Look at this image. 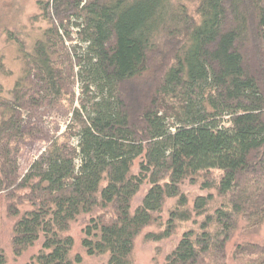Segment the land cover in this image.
Wrapping results in <instances>:
<instances>
[{"label": "trees", "instance_id": "obj_1", "mask_svg": "<svg viewBox=\"0 0 264 264\" xmlns=\"http://www.w3.org/2000/svg\"><path fill=\"white\" fill-rule=\"evenodd\" d=\"M183 1L38 2L48 27L28 66L47 98L68 101L71 119L21 176L11 140L22 136V112L43 102L15 96L3 113L0 196L16 218L15 259L42 241L28 264H82L69 232L83 216H91L86 255H107L108 264H134L148 228H162L145 236L158 243L194 218L203 221L182 234L166 264H227L240 224L251 232L264 226V0H192L194 14ZM201 177L208 195L190 209L182 186ZM215 196L221 201L209 214ZM170 200L176 204L163 223ZM234 258L264 264V246L238 245Z\"/></svg>", "mask_w": 264, "mask_h": 264}, {"label": "rangeland", "instance_id": "obj_2", "mask_svg": "<svg viewBox=\"0 0 264 264\" xmlns=\"http://www.w3.org/2000/svg\"><path fill=\"white\" fill-rule=\"evenodd\" d=\"M41 0H0V121L3 120V113L7 112V106L15 96L26 95V98L33 97L42 101V106L32 105L22 112L20 123L21 137H13L9 150H17L13 154L18 172L21 176L28 173L32 164L45 158L46 150L55 137L62 135L70 124L71 115L68 110V101L55 103L47 98L44 83L38 78L35 68L28 66L29 54L36 41L47 29L48 23L41 17L38 2ZM180 1V0H175ZM183 3L190 9L192 14L196 11V2L184 0ZM71 31L75 41H78L77 29L73 26ZM75 45V44H73ZM23 88H19L18 82ZM22 89L21 91H19ZM71 92L77 97L80 95L78 84L71 86ZM6 115L5 121L8 120ZM71 149L77 147V141L72 140ZM138 170V164L135 167ZM213 178H218L216 172ZM204 177L199 179L198 184L193 185L185 182L182 186L183 193L189 200V208L192 209L195 198L207 196L208 192L201 189ZM149 189L145 185L133 202V209L142 203V200ZM215 193V192H214ZM221 199L215 196L211 204L209 214L214 213ZM9 201L4 195L0 196V253L3 252L7 258V264H28L31 258L36 255L42 246L40 241L34 248L30 249L21 258L15 259L12 251L13 229L16 218L8 214ZM176 204V200H170L165 206L163 223L168 220L169 211ZM28 207H22V211ZM91 216H83L78 222L72 225L69 234L75 240L73 255H80L83 258L82 264H108V256L88 257L82 247L83 229L88 224ZM203 221V218H194L191 222L179 224L177 233L170 239L162 242H149L145 239L148 233H159L162 228L152 226L138 237L135 244L134 264H166V257L175 249L180 237L187 230H196ZM244 223L240 224L238 231L234 234L227 245V264H242L234 258V252L238 245L256 244L264 246V226L256 232L245 230Z\"/></svg>", "mask_w": 264, "mask_h": 264}]
</instances>
